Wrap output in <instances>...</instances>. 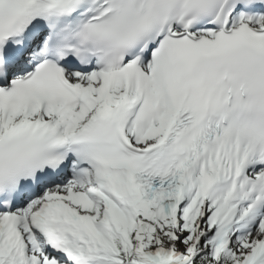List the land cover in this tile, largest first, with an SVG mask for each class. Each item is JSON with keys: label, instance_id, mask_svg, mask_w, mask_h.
I'll list each match as a JSON object with an SVG mask.
<instances>
[{"label": "snow or ice", "instance_id": "6c2138e0", "mask_svg": "<svg viewBox=\"0 0 264 264\" xmlns=\"http://www.w3.org/2000/svg\"><path fill=\"white\" fill-rule=\"evenodd\" d=\"M0 264H264V0H0Z\"/></svg>", "mask_w": 264, "mask_h": 264}]
</instances>
